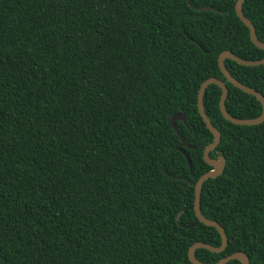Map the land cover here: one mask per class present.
<instances>
[{
  "label": "trees",
  "instance_id": "16d2710c",
  "mask_svg": "<svg viewBox=\"0 0 264 264\" xmlns=\"http://www.w3.org/2000/svg\"><path fill=\"white\" fill-rule=\"evenodd\" d=\"M237 1L0 0V264H192L194 244L221 246L195 212L214 141L201 85L223 80L237 119L263 111L219 67L225 51L264 59ZM243 12L264 43V0H245ZM225 64L264 96V66ZM221 96L209 86L204 105L222 135L210 156L226 168L204 183L201 211L229 242L196 257L242 252L264 264V122L227 121ZM179 113L195 150L172 127Z\"/></svg>",
  "mask_w": 264,
  "mask_h": 264
},
{
  "label": "water",
  "instance_id": "95a60500",
  "mask_svg": "<svg viewBox=\"0 0 264 264\" xmlns=\"http://www.w3.org/2000/svg\"><path fill=\"white\" fill-rule=\"evenodd\" d=\"M244 1L245 0H238L237 1L236 13H237L238 17L240 18V20L249 29L250 38H251L252 43L257 48L264 50V43L259 41V39L257 37V32L255 29V26L253 25L251 20L246 18L244 15V12H243ZM188 3L190 6H192L191 0H188ZM207 10H209V8L202 9V11H207ZM226 60H232V61H234V62H236L239 65L244 66V67H259V66H264V59L263 60L248 61V60H244V59L236 56L235 54H233L230 51L223 52L219 56V59H218L220 70L223 73L226 80L229 83H231L232 85H234L236 88L243 91L244 93L257 98V100L262 104L263 111H262V114L258 118H255V119H250V120L237 119V118L231 116L227 112L226 101H227V97L229 94V89L223 80H220L218 78H210V79L206 80L201 85L199 95H198V109H199V113H200L201 117L203 118L207 128L213 134L214 141L204 151V160L209 166L212 167V170L207 172L203 176H201L200 179L198 180L197 184H196V188H195V212H196V215L199 219V222L205 224L206 226L216 228L218 230V232L222 238V244L220 247H214L212 245L205 244L203 242H198V243L194 244L189 251V260L191 261L192 264H205V263H202L201 261H199L197 259V257H196V251L197 250L206 249L210 252L219 254V253H222L226 250V248L228 247V242H229V238H228L224 228L218 222L207 219L202 214V211H201V196H202V190H203L204 183L210 179H215V178L223 175L225 168H226V159L225 158L219 157L218 159L215 160V159L211 158V156H210V154L218 148V146L221 142V139H222V135H221L220 131L217 130L213 126L210 118L208 117V115L206 114V111H205L204 97H205V94H206L208 87L211 85H216V86H219L221 88L222 96H221V101H220V110H221L223 117L227 121H229L235 125H238V126H257V125H261L264 122V96L261 93L257 92L256 90H254L250 87H247V86L243 85L242 83H240L239 81H237L231 75V73L228 71L226 64H225ZM178 121L186 122V115L180 114V113L176 114L172 119V127L175 130V132L177 133V135L179 136L184 147L189 149V150H195L196 148L189 145L186 142V140L184 139V137L182 136L180 130L178 129V127L176 125V123ZM187 159H188V162H189V165L191 168V161H190L188 156H187ZM184 227L185 228H191L193 226H184ZM232 260H238L239 262H241V264H250L249 257L245 253H242V252L236 253V254L229 256V257H226L216 264H227Z\"/></svg>",
  "mask_w": 264,
  "mask_h": 264
}]
</instances>
